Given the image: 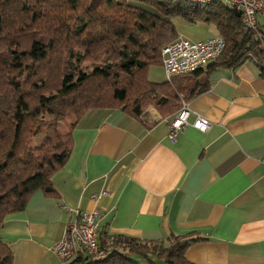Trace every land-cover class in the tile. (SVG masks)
<instances>
[{"label":"crops","instance_id":"1","mask_svg":"<svg viewBox=\"0 0 264 264\" xmlns=\"http://www.w3.org/2000/svg\"><path fill=\"white\" fill-rule=\"evenodd\" d=\"M175 26L190 40L217 35L212 24ZM147 76L168 81L161 64L150 66ZM169 84L191 110L189 124L173 140L168 124L179 108L149 105L138 115L94 108L78 121L70 155L51 177L55 195L34 191L23 210L0 224L11 264H63L52 247L76 208L96 209L110 236L164 244L172 234L191 240L184 256L194 264H264L260 68L248 57L174 75ZM197 114L210 120L205 131L191 125Z\"/></svg>","mask_w":264,"mask_h":264},{"label":"trees","instance_id":"2","mask_svg":"<svg viewBox=\"0 0 264 264\" xmlns=\"http://www.w3.org/2000/svg\"><path fill=\"white\" fill-rule=\"evenodd\" d=\"M176 22L212 24L225 43L217 57L187 74L249 57L264 77V24L259 35L245 31L241 11L222 1L0 0V224L23 210L34 191L55 195L51 177L66 163L71 131L88 110L121 107L138 115L149 105L180 108L170 80L147 76L161 64L162 46L177 37ZM6 27L13 30L7 39ZM97 240L104 258L80 251L63 264H140L141 258L194 264L184 256L191 240L173 234L164 244L110 236L100 226ZM11 262L0 240V264Z\"/></svg>","mask_w":264,"mask_h":264},{"label":"built area","instance_id":"3","mask_svg":"<svg viewBox=\"0 0 264 264\" xmlns=\"http://www.w3.org/2000/svg\"><path fill=\"white\" fill-rule=\"evenodd\" d=\"M189 3L210 4L222 1L241 11L244 30L254 35L260 34L262 24L259 16H264V0H182ZM224 40L218 35L207 36L202 39L190 40L183 35L168 41L160 50L161 65L166 80L174 75L190 73L217 57L224 48ZM191 110L186 102H182L177 114L168 124V138L173 140L186 125ZM191 125L205 131L210 120L199 114ZM264 161V158H262ZM99 194H92L98 198ZM100 228V213L93 209L84 211L74 210L73 218L69 219L62 230L60 238L54 243L52 249L62 262L67 261L82 251L94 259H102L106 251L99 246L97 236Z\"/></svg>","mask_w":264,"mask_h":264},{"label":"rangeland","instance_id":"4","mask_svg":"<svg viewBox=\"0 0 264 264\" xmlns=\"http://www.w3.org/2000/svg\"><path fill=\"white\" fill-rule=\"evenodd\" d=\"M227 5H229V4H227ZM65 15V13L63 12V11H61V12H59L58 13V16L59 17H62V16H64ZM19 16L20 15H16L15 17H17L16 18V20H19ZM15 21V20H14ZM12 22V20L11 21H9V23H11ZM73 22V20L72 21H69V23H72ZM261 22L262 23H264V20H262L261 19ZM67 23V22H66ZM175 24H177V22L175 23ZM12 32H13V30H10L9 29V27H6L5 28V30H4V32H3V38H8V37H10L11 36V34H12ZM179 34V33H178ZM184 35L185 36H187V34L184 32ZM178 36V35H177ZM30 94H31V92H30ZM70 120H71V116L70 117H68V118H66V121L63 123V124H59V129H60V131H63V132H65L66 130H67V126H66V123L68 122H70Z\"/></svg>","mask_w":264,"mask_h":264}]
</instances>
